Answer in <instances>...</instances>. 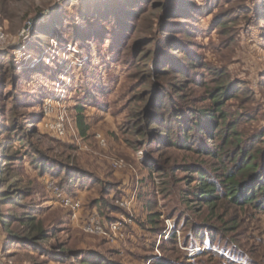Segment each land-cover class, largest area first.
Instances as JSON below:
<instances>
[{
	"label": "rangeland",
	"instance_id": "374dc122",
	"mask_svg": "<svg viewBox=\"0 0 264 264\" xmlns=\"http://www.w3.org/2000/svg\"><path fill=\"white\" fill-rule=\"evenodd\" d=\"M108 1L135 8L115 20L105 13L97 16ZM146 3L0 0V179L7 169L5 153L12 148L22 159L11 167L18 173L15 180L29 192L15 209L2 202L0 213H29L48 230V238L34 243L14 240L0 220V264H71L59 253L69 256L81 250L122 264H150L155 256L185 262L187 256L192 264H264V214L242 213L235 228L225 226L226 237L208 229L210 211L187 195L196 182L188 172L173 171L206 157L182 148L180 131L175 146L158 145L159 152L142 147L149 97L179 103L183 109L207 106L216 81L225 79L214 71H223L228 83L245 90L230 92L229 116L256 117L241 128L251 133L264 129V0H151L143 10ZM187 53L195 66L184 65ZM167 63L189 67V76L167 75ZM149 78L161 85L152 96L151 83L145 81ZM174 85L183 89L182 96ZM34 125L38 134L20 142L17 135L25 136ZM59 125L65 135L56 133ZM118 160L126 167L116 168ZM36 161L57 175L37 168ZM67 163L81 171L66 177L62 167ZM158 165L169 168L170 177L160 176ZM55 187L63 197L81 200L83 218L99 215L96 201L111 199L117 204L125 199L130 209L119 204L125 210L102 208L107 214L103 218H134L116 237L87 233L81 219H73L62 205ZM149 193L154 203L148 202ZM224 211L225 206L220 208ZM152 217L158 221L155 230H150ZM211 223L218 225L214 219ZM193 225L201 227L200 235ZM168 233H176L177 241L162 244ZM206 248L217 254H201Z\"/></svg>",
	"mask_w": 264,
	"mask_h": 264
},
{
	"label": "trees",
	"instance_id": "16d2710c",
	"mask_svg": "<svg viewBox=\"0 0 264 264\" xmlns=\"http://www.w3.org/2000/svg\"><path fill=\"white\" fill-rule=\"evenodd\" d=\"M150 1L151 0H147V3ZM147 3L143 10L150 6V3L149 5ZM106 4L105 9H98L96 11L97 16H101L105 13V18L114 16L113 20H115L117 17L123 18L130 15L135 8L132 6L122 9L126 5L121 8L116 5H109V1L106 2ZM138 5H142V2H139ZM153 6L155 5L153 4ZM188 58L190 59L191 57L187 53L186 57L183 58L184 65L188 64L195 66L196 60L190 59L187 63ZM166 62L167 60L161 61L163 64ZM167 65L169 67L163 69L165 72L167 71V75L177 73L181 76H189V67H183L181 65L174 67V65H169V63H167ZM214 72L218 74V79H225L223 82L216 81L218 85L210 91L208 97L210 104L207 106L193 109L185 107L183 109L179 103H166L165 100L157 101L149 97L145 105V113L148 117L147 120H145L146 126L142 133L145 139L142 147L155 149L154 152H159L157 148L158 145L163 148L175 146L179 138L177 131H180L184 139V143L181 145L182 148H189L200 156L206 157L200 161H192L178 165L173 171H183L190 174V181H195L196 185L193 187L192 191L187 192V195H193L196 201L204 203L210 211V213H208V229L226 237L229 230H227L225 226L232 224L233 227L231 228H235L242 220V218L240 219L242 213L252 216V214H255L257 211L258 213L264 214V129L251 133L248 132L246 127V129L241 128L243 124H247L256 119V117H248L244 113H233L229 116L226 106L231 99L230 92L243 93L245 90L239 89V87H236L233 83H228L230 77H224L223 71ZM145 81L151 83L147 85L149 86L150 95L157 94L158 89L161 87V85H158L159 82L152 80V78ZM174 86L176 87V89H174L176 94L182 96L183 89H177L179 85ZM183 110H186V112ZM78 124L82 129L85 127L83 120H80ZM175 127L178 129L176 130ZM15 128L18 129L19 127L16 126ZM37 134L38 129L34 125L31 130L26 131L25 136L20 137L17 135V138L20 142H25L23 144H26L30 141L31 137ZM157 135H160L158 141H156ZM209 140L213 142L212 145L208 144L207 141ZM35 152L37 155H40L38 149H36ZM5 154L7 157L4 161L7 169L2 171L0 179V205L2 202H7L10 204L11 209H15L19 204V199H25L29 196V192L21 185L20 180H15L18 173L11 169V167L15 166L14 164L16 161L22 160L19 154L12 153V148L6 151ZM34 164L37 168H42V170L46 171L49 170L45 163L36 161ZM62 168L63 171H66V177H70V174L73 172L81 171L79 168L68 163L63 164ZM49 171L53 175H57V171ZM157 171L163 178L170 177L169 168L165 165H158ZM58 186L63 190L62 185L58 184ZM152 195L153 193L147 195L148 198H151L148 199L149 203H154V197H152ZM95 203L94 206H98V210H100V212L97 213L106 221H114L115 218H103L106 217L107 214H104L102 208L111 210L113 213L120 212L124 209L120 207L114 199H111L110 202L102 200V202L96 201ZM224 206L226 211L220 213V208ZM232 208L237 209L239 213L238 216L236 213H233L236 217L232 215L230 212ZM153 218L154 217H152L150 221L152 224L150 230H155L154 226H158V221ZM213 219L218 225L211 223ZM0 220L2 221V230H6V233L9 232L7 234H10L14 240L34 243L48 238V230L42 226L41 221L37 219V217L29 213L18 214L16 211L0 213ZM19 225H22L26 229L23 231L20 230L18 227ZM193 228L198 232V235H200L199 232L201 227H194L193 225ZM170 233H168V237L164 238L162 244L165 242L167 243L168 240L177 241L176 233ZM227 240L228 242H234V240L230 238ZM209 242L211 247L215 246L211 241ZM202 244L205 243L203 242ZM161 247L163 249V245ZM87 251H72L71 253L69 252V256L61 252L59 255H61V257L62 255L65 256L67 260L70 259L71 264L77 261L81 264H122L117 261H112L110 257L106 258L102 255L100 256V254L94 253L95 251L93 252V250ZM257 252V256H262L261 253ZM87 253L88 255H86ZM215 253L217 254L215 250L209 248L201 252V254H210V256L216 255ZM186 260L185 262L179 261L178 259L175 260L163 256H155V258L150 261V264H192L190 263L189 257L186 256Z\"/></svg>",
	"mask_w": 264,
	"mask_h": 264
},
{
	"label": "built area",
	"instance_id": "2783aa9c",
	"mask_svg": "<svg viewBox=\"0 0 264 264\" xmlns=\"http://www.w3.org/2000/svg\"><path fill=\"white\" fill-rule=\"evenodd\" d=\"M56 133L59 136L65 135V129L61 125H59L57 128H55ZM99 141L101 144H105L106 140L99 135L98 136ZM115 166L116 168H125L126 163L124 160H118L115 161ZM54 190L58 193L59 195V190L58 188H54ZM57 195V197H58ZM61 196V203L64 207L68 208L71 212V216L73 219H81L80 220V225L81 228L90 234H95V235H103V236H109V237H116V235L119 233H122V230L124 226H126L129 222L132 221V218L134 216L130 214L129 216H123L121 219H116L114 221H104L99 215L97 214H91V216L87 218H83L82 215V210H83V204L80 199H74V198H67L63 197V195L60 193L59 197ZM118 204L126 209L129 208V203L125 199H120L117 201Z\"/></svg>",
	"mask_w": 264,
	"mask_h": 264
}]
</instances>
